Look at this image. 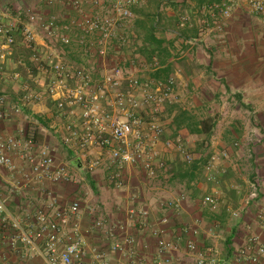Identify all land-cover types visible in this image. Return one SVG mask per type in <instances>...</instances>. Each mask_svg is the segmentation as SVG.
I'll return each mask as SVG.
<instances>
[{"label":"crops","instance_id":"0c3cea01","mask_svg":"<svg viewBox=\"0 0 264 264\" xmlns=\"http://www.w3.org/2000/svg\"><path fill=\"white\" fill-rule=\"evenodd\" d=\"M205 2L140 0L132 7V32L145 63H135V75L151 84L173 77L172 96L193 98V114L211 112L217 100L221 102L220 108L215 107L221 118L217 134L210 139L213 150L207 160L201 156L203 162L189 170L160 142L153 161L155 174L150 176L142 164L120 170L100 161L98 168L88 170V161L98 151L92 148L82 153L63 142L73 116L60 114L44 93L46 66L39 53L44 33L40 26L28 23L25 13L28 8L43 15L54 11L65 22L72 14L60 6L50 10L36 0H0V23H16L13 46L2 50L0 96L5 99L6 116L0 121V139L15 136L23 141L32 136L37 144L50 149L54 165L70 176L69 182H37L22 149L11 152L14 168L0 165V196L13 217L23 221L33 211L53 214L55 209L78 202L77 220L92 264H97L92 259L93 249L102 252L108 264H129L127 254L110 251L113 242H121L129 234L137 239L129 251L149 264L166 257L170 264H195L198 256L214 257L218 264H249L238 262L236 255L248 246L250 236L257 235L264 245V14L236 5L229 17L221 18L217 10L214 15L206 11ZM147 14L156 17L153 34L159 43L144 39L148 25L141 26V21ZM24 28L33 35L36 56L22 40ZM76 52L69 48L65 58L78 61ZM159 64L165 74L155 71ZM14 72L19 74L17 79L12 78ZM30 90L42 91V99L25 100ZM161 121L167 132L171 119ZM79 126V121L73 124ZM222 151L228 152L227 157L206 169L211 155ZM158 160L164 162L163 168H158ZM216 189L219 202L213 209L202 200ZM253 189L255 196H251ZM131 209L134 220L128 217ZM141 210L146 216L139 214ZM164 217L167 222L161 223ZM95 221L102 225L96 227ZM157 228L160 233L153 235ZM159 239L176 244L177 249L161 255ZM188 240L195 242L196 251L187 250ZM0 241L1 256L12 264H45L41 241L27 248L18 244L16 249L5 236Z\"/></svg>","mask_w":264,"mask_h":264},{"label":"built area","instance_id":"2783aa9c","mask_svg":"<svg viewBox=\"0 0 264 264\" xmlns=\"http://www.w3.org/2000/svg\"><path fill=\"white\" fill-rule=\"evenodd\" d=\"M36 2L50 10L60 6L63 11L72 14L68 22H65L54 11L43 15L28 8L25 13L28 23L40 26L44 33L43 48L39 51L40 59L46 66L43 67L46 76L44 93L60 114L73 116L66 125L63 142L82 153L92 148L98 151V155L88 161V170L98 168L100 161L115 165L120 170L124 166L142 164L146 174L153 176V161L158 157L157 144L160 142L186 163L193 162L195 158L179 140L174 142L164 138L165 126L160 115L166 105L172 102L174 78L151 84L142 81L133 71L136 62L145 65L138 54L132 32L135 21L132 7L138 6L140 0ZM236 5H244L254 14H264V0H206L204 8L212 15L217 10L221 18H227ZM13 28L15 26L0 23V79L4 74L2 50L14 44ZM23 39L36 56L33 35L27 28L23 29ZM69 48L76 49L78 61L72 62L65 58ZM34 59L38 60L37 57ZM18 77V72L12 74L13 79ZM42 96V91L30 90L24 99L38 101ZM4 104L5 99L0 96V121L6 116ZM77 121L80 126L73 127ZM20 149L35 181H70L65 169L54 165L50 149L37 144L32 136L23 141L15 136L0 139V165L13 169L10 153ZM225 157L226 151L212 154L206 169L211 170L217 160ZM157 166L163 168L164 162L158 160ZM254 191L251 196H255ZM202 202L216 208L219 192L215 190L205 195ZM79 210V203L75 201L68 207L53 210V214L43 210L33 211L21 221L8 212L0 196V239L5 236L9 245L15 249L18 244L27 248L41 241V256L45 264H92L87 259L86 242L77 220ZM134 214L131 209L128 217L134 220ZM139 214L146 216L147 213L141 210ZM166 222L167 218L161 219V223ZM94 225L100 227L102 222L95 221ZM120 228L123 229L122 226ZM152 233L158 235L160 230L157 228ZM136 243L137 239L129 234L121 242H113L110 251L127 254L129 264H149L129 251ZM248 243L236 255L237 261L264 264V245L258 236H250ZM186 248L194 252L197 246L193 240H188ZM176 249V244L159 239L158 252L161 255ZM92 259L97 264L109 263L104 254L95 249L92 250ZM0 264L12 263L0 254ZM156 264H170V259L163 258ZM195 264L218 263L214 257L198 256Z\"/></svg>","mask_w":264,"mask_h":264},{"label":"trees","instance_id":"16d2710c","mask_svg":"<svg viewBox=\"0 0 264 264\" xmlns=\"http://www.w3.org/2000/svg\"><path fill=\"white\" fill-rule=\"evenodd\" d=\"M146 18L144 19V21H141V26H144L145 22L148 25V32H147V36L145 34L144 39L146 40H151L154 43H159V40L155 38V35L153 34V32L155 31V27H156V17L152 14H147V16H145ZM145 41V40H144ZM31 51V47L28 48ZM142 51V50H141ZM151 52H153L151 50ZM157 66V65H156ZM160 67H162V65L160 66V64L157 66L156 68V72L165 74L166 70L163 69L162 71H160ZM166 68V66L164 67ZM174 105H171V109L169 110L170 113H172V111H174ZM39 122L43 123L45 125V122H43L41 120V118H39V116L35 115L34 116ZM216 124H217V118L216 115L215 116H208L207 118H202V119H195V117L191 114V112L184 110V109H178L174 114H172L171 116V121H170V129L172 130V137H176L177 133L182 130L185 129L187 130V132L189 134H195V135H203V139L200 142H197L198 148L197 150H201V148H203V145L207 144L210 140V138L212 137L214 130L216 128ZM165 138V137H164ZM200 158L193 160V162H191L187 169H196L200 164L199 162H203L201 159V156H199ZM201 159V160H200ZM207 159V158H206ZM185 169V168H182ZM93 186V185H92ZM227 252L228 255H231V250L230 248H227Z\"/></svg>","mask_w":264,"mask_h":264},{"label":"rangeland","instance_id":"374dc122","mask_svg":"<svg viewBox=\"0 0 264 264\" xmlns=\"http://www.w3.org/2000/svg\"><path fill=\"white\" fill-rule=\"evenodd\" d=\"M1 24L8 25V24H5L4 22H1ZM12 24H14L13 26H16L15 21H12ZM22 40H24V39H22ZM135 42H136V39H135ZM136 44H138V43L136 42ZM137 48L139 50L138 45H137ZM218 101L219 100H217L216 105L213 106V110L211 112L206 110V114H200L199 115L198 112L193 114L191 111V110H193L192 106L195 105V103L193 102V98L186 97V96H181V97H173L172 96V102L168 103L166 105L164 111L162 112V114L160 116H161V119H163V120L171 119V115L173 114L174 111H177L178 109H182L184 107V108H186L185 110H188L189 112H191V114L197 120L205 118V117L207 118L208 116H215L216 115V118L218 121V119L221 118L219 112H217L216 108H215L216 106H218L220 108L221 102H218ZM172 104L175 107L173 109L174 111H172V113H170L171 111L169 112V110L171 109ZM216 132H217V129L215 128L214 133L212 135L213 137L217 134ZM164 137H165V139H169V140L174 141V142L179 140V142L183 144L184 148L188 151V153H190L194 158H196L198 155H200L205 160L207 158V156H209V154L211 152L210 150H213V148H210L211 147V140H209L208 145L205 144V145H203V148L200 147V149H201L200 151L197 150V148H198L197 142H200L203 139V135L189 134L187 132V130H185V129L180 130L177 133V136L173 138L172 137V130L169 128L167 130V132H165ZM235 144L238 145L237 143H235ZM253 147L255 148V146H253ZM238 148H239V146H238ZM242 150H245V147H243ZM171 152L174 153L173 151H171ZM174 154H176V153H174ZM176 155L181 160V162L183 164H185L184 166H188L190 164V163H186L178 154H176ZM227 155H228V152H227ZM203 164L205 165L206 161ZM216 191H218V190L216 189Z\"/></svg>","mask_w":264,"mask_h":264}]
</instances>
